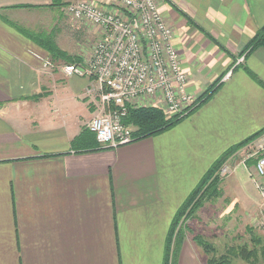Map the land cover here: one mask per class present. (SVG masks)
<instances>
[{
  "label": "crops",
  "instance_id": "crops-1",
  "mask_svg": "<svg viewBox=\"0 0 264 264\" xmlns=\"http://www.w3.org/2000/svg\"><path fill=\"white\" fill-rule=\"evenodd\" d=\"M78 1L0 0V264H166L178 211L216 161L264 131V48L235 65L264 28V0H159L189 93L216 89L172 128L101 150L86 128L89 82L66 77L42 41L88 63L86 44L100 33L66 15ZM229 164L234 174L198 210L200 226L180 245L174 235L170 264H208L195 239L213 226L209 207L218 204L221 228L226 210L261 205L253 164L238 155Z\"/></svg>",
  "mask_w": 264,
  "mask_h": 264
},
{
  "label": "built area",
  "instance_id": "built-area-1",
  "mask_svg": "<svg viewBox=\"0 0 264 264\" xmlns=\"http://www.w3.org/2000/svg\"><path fill=\"white\" fill-rule=\"evenodd\" d=\"M108 4L104 7L92 0H79L66 7V15L74 23L95 26L100 40L87 64L58 68L68 78L89 82L84 95L94 108V117L86 128L100 148L117 149L134 142L133 128L123 123L130 109L154 104L151 107L172 119L186 116L194 99L187 91L189 75L174 46V30L164 18L159 0H108ZM244 60L245 56L238 63ZM44 68L52 71L57 66L46 61ZM239 152L243 165L253 164L250 177L264 215V133ZM228 164L217 175L231 173Z\"/></svg>",
  "mask_w": 264,
  "mask_h": 264
},
{
  "label": "trees",
  "instance_id": "trees-1",
  "mask_svg": "<svg viewBox=\"0 0 264 264\" xmlns=\"http://www.w3.org/2000/svg\"><path fill=\"white\" fill-rule=\"evenodd\" d=\"M43 40L47 41V43L51 45V48L49 47L48 50L50 53V57L52 58L53 61L63 60L67 64H74L80 61L79 58H76V57L73 58L69 56L67 53L60 51L56 47V45L52 43L50 37L42 38V41ZM258 48H264V28L260 30V32L256 35V37L249 43L247 48L243 51L242 56L249 55ZM215 89H216V86H213L206 93V96H204L205 98L203 97L200 100V102L194 105V109L189 111L186 116L175 117V118L169 119L166 117V115L162 111L158 109H153V108L130 109L128 111L126 118H124L123 123L125 126H129L133 128L134 141L154 136L156 134H159L163 131H166L172 128L173 126L181 122L183 119H185V117L190 115L196 108H198L203 103H205L208 100V98H210L214 94ZM263 133L264 131L260 134L250 137L249 139L242 142L241 144L229 149L218 161H216V163H214V165L211 167V169L206 174V176L202 179V181L198 184V186L192 192V194L187 199L185 204L178 211V214L172 225V229L170 232V239L168 242V255L166 259V264H170V258H169L170 254L169 253L173 246L172 242H173L174 235L177 234V240H176L175 246L180 245L184 239L182 232L179 233L178 231H176L181 219L185 218L184 223H183L185 224L188 220H190L193 213H195L199 208H201L207 200H215L216 198L220 197V193L218 191L219 178L217 175L220 168L232 156H234L236 152H238L243 147H245L246 145H248L249 143L257 139ZM93 138H95L96 140L95 136H93ZM99 148L100 146L97 144L96 150L102 149V148L100 149ZM191 231L192 229L188 227V232H191ZM252 238H253L252 242L254 246H257L259 248L262 246V244H264L261 238H258V237L256 238L253 235H252ZM195 240L198 243V245L202 247L205 254L209 257L208 264H232V262L229 260L227 255L216 257L215 256V254H217L216 249L209 242H207L206 239H204L203 237L197 236ZM262 250L264 254V249Z\"/></svg>",
  "mask_w": 264,
  "mask_h": 264
},
{
  "label": "rangeland",
  "instance_id": "rangeland-1",
  "mask_svg": "<svg viewBox=\"0 0 264 264\" xmlns=\"http://www.w3.org/2000/svg\"><path fill=\"white\" fill-rule=\"evenodd\" d=\"M98 4L103 5L104 7L109 5L108 3L103 4L100 2H98ZM70 23L72 24V22H70ZM78 25L80 27H83L84 24L79 23ZM73 27H74L73 29L76 30L75 26H73ZM69 32H70V35H78L76 32L73 33V30H71V29ZM80 35H81L80 37H82L83 33H80ZM86 45H87L86 52L89 53L87 56V59L89 62L93 56V52H94V49H95L97 43L94 40L91 43H87ZM241 56L237 59L235 65L240 60ZM57 61L60 62L61 65L67 64L63 60H57ZM78 63H80V62H78ZM235 65H234V67H235ZM189 81H190V79H189ZM187 91H188V89H187ZM208 91H206V93ZM206 93L204 94V96H206ZM188 94L191 95L194 99V103H193V106L191 109V110H193L194 105H196L198 102H200V100L204 96L202 98H196V96L190 94L189 91H188ZM151 105H154V104H151ZM151 105H149L148 107H145V108H153V107H151ZM153 109H157V108H153ZM162 112H163V110H162ZM168 116L169 115H166V117H168ZM239 151L236 152L234 154V156L238 155V158L241 160V156H240ZM227 162H229V160ZM227 162L224 165H226ZM229 166L232 168L231 173L229 171L223 177L219 176V174H218V178H219L218 189H220L222 181L226 180L227 178L231 177L234 174L233 166L231 164ZM210 202H212V200L206 201V203H210ZM216 203H214V204H216ZM228 205L229 204H227V206ZM216 206L209 207L208 214L206 213L210 224H212L213 226L211 228H209V226L204 227V225H203L202 230H201V228L196 229L197 234L202 233L203 236L205 237L206 241L209 242L212 246H214V248L217 251V254H215V256L218 257V256H222V255H227V257L232 262V264H264V254H263V250H262V249H264V244H262V246L258 248L257 246H254V244L252 242V240H253L252 235L255 236L256 238L257 237L261 238L264 242V228H263L264 215L262 214V207H260L261 205L259 204V207L255 211L249 212L248 214L244 213V212H236L235 214H231L228 212V210H226V212L224 213L226 215L225 221H224V224L221 228H215V226L220 225V224H218V223L214 224V222L216 220H218V216L216 213V211H217ZM198 210L195 213H193L190 220H188L185 224H183L185 218H182L177 229H176V231H178L179 233L182 232L183 236L185 237V236H188V227L195 230L194 229L195 224L200 226V224L198 222H196L197 219L198 220L200 219V214H197ZM205 228H208V229H205ZM248 229H252L253 232H250ZM202 234H200V235H202Z\"/></svg>",
  "mask_w": 264,
  "mask_h": 264
}]
</instances>
